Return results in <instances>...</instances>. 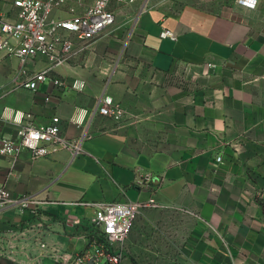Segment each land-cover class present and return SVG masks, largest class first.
Segmentation results:
<instances>
[{
    "label": "crops",
    "instance_id": "1",
    "mask_svg": "<svg viewBox=\"0 0 264 264\" xmlns=\"http://www.w3.org/2000/svg\"><path fill=\"white\" fill-rule=\"evenodd\" d=\"M94 1L68 0L52 19ZM12 2L0 0V16L13 18ZM113 11L114 25L55 69L68 83L82 81L81 90L54 89L46 100L48 85L34 92L10 83L18 61L0 58V136L16 137L27 121L13 116L22 112L37 126L57 117L62 135L82 138L76 155L0 156L8 196L0 264H63L56 252L88 264L94 209L78 203L151 199L121 264H264V0L255 9L235 0H135ZM46 65L40 58L29 70ZM103 96L121 116L96 112ZM81 110L88 113L70 122Z\"/></svg>",
    "mask_w": 264,
    "mask_h": 264
},
{
    "label": "built area",
    "instance_id": "2",
    "mask_svg": "<svg viewBox=\"0 0 264 264\" xmlns=\"http://www.w3.org/2000/svg\"><path fill=\"white\" fill-rule=\"evenodd\" d=\"M68 0H13L12 19L0 16V58H15L18 64L11 73L10 83L40 91L44 86L50 88L45 93V99L50 100L54 89H83L84 83L75 80L68 83L55 73V69L83 54L90 42L100 36L106 29L114 25L115 15L113 5L130 4L135 0H95L93 5L82 14L73 15L66 19H52L53 11L63 7ZM237 4L255 9L258 0H235ZM162 38L175 39L169 30L161 32ZM43 58L47 65L37 71L29 70V66ZM3 111L1 117L7 114ZM100 115L119 117L121 109L115 107L109 96L100 98L96 109ZM95 112V113H96ZM86 110L77 112L70 122L81 121ZM9 118V117H8ZM31 113L15 112L13 119L22 124L16 137L0 136V156L17 159L23 151H29L32 159L45 157L50 153L67 149L73 154L81 152L82 138L68 139L62 135L59 118L45 126H37L32 122ZM222 158L219 157L220 161ZM28 199H18L16 205H26ZM8 203L7 191L0 187V207ZM153 199L147 202H119L110 203H78L84 207L94 209L87 235L88 264H121L126 253V241L134 225V221L141 211L154 205ZM36 209L33 214H36ZM40 248H46V243L40 241ZM54 259L63 264H77L81 257L73 253H54ZM83 264V263H82Z\"/></svg>",
    "mask_w": 264,
    "mask_h": 264
},
{
    "label": "rangeland",
    "instance_id": "3",
    "mask_svg": "<svg viewBox=\"0 0 264 264\" xmlns=\"http://www.w3.org/2000/svg\"><path fill=\"white\" fill-rule=\"evenodd\" d=\"M88 220H89V222H91V220H92V217H91V218H88Z\"/></svg>",
    "mask_w": 264,
    "mask_h": 264
}]
</instances>
